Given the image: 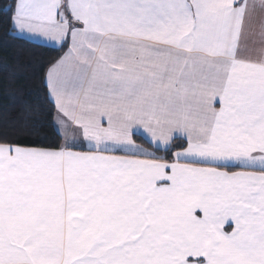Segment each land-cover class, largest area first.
I'll return each mask as SVG.
<instances>
[{
    "label": "snow or ice",
    "instance_id": "snow-or-ice-1",
    "mask_svg": "<svg viewBox=\"0 0 264 264\" xmlns=\"http://www.w3.org/2000/svg\"><path fill=\"white\" fill-rule=\"evenodd\" d=\"M7 8L66 50L56 140L0 133V264H264V0Z\"/></svg>",
    "mask_w": 264,
    "mask_h": 264
},
{
    "label": "trees",
    "instance_id": "trees-1",
    "mask_svg": "<svg viewBox=\"0 0 264 264\" xmlns=\"http://www.w3.org/2000/svg\"><path fill=\"white\" fill-rule=\"evenodd\" d=\"M9 0H0V133L16 136L12 131L21 110L31 111L32 123L43 125L40 137L45 143L56 140L51 127L54 109L47 96L46 69L65 49L31 41L12 31L8 23ZM36 136L20 135L16 141L28 144ZM143 143L140 137H135ZM147 146V145H145Z\"/></svg>",
    "mask_w": 264,
    "mask_h": 264
},
{
    "label": "crops",
    "instance_id": "crops-1",
    "mask_svg": "<svg viewBox=\"0 0 264 264\" xmlns=\"http://www.w3.org/2000/svg\"><path fill=\"white\" fill-rule=\"evenodd\" d=\"M16 34H18V33H16ZM18 35H19V34H18ZM24 38H26V37H24ZM26 39H27V38H26ZM35 42H37V41H35ZM38 43H42V44H46V45L52 46V45H50V44L43 43V42H38ZM64 50H66V47H65ZM64 50H63V51H64ZM63 51H62V53H63ZM62 53H61V54H62ZM61 54H60V55H61ZM47 69H48V68H47ZM47 69H46V71H45V74H46V72H47ZM45 74H44V80H45ZM54 114H55V113H54ZM138 137H139V136H138ZM140 138H141V137H140ZM135 139H136V138H135ZM136 141H137V140H136ZM137 143H141V142H138V141H137Z\"/></svg>",
    "mask_w": 264,
    "mask_h": 264
}]
</instances>
